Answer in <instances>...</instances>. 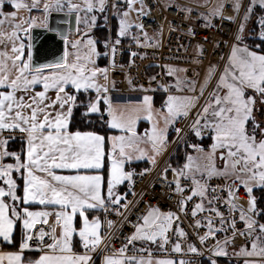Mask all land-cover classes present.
<instances>
[{
	"label": "snow or ice",
	"instance_id": "1",
	"mask_svg": "<svg viewBox=\"0 0 264 264\" xmlns=\"http://www.w3.org/2000/svg\"><path fill=\"white\" fill-rule=\"evenodd\" d=\"M155 5L0 0V264H264V0Z\"/></svg>",
	"mask_w": 264,
	"mask_h": 264
},
{
	"label": "built area",
	"instance_id": "2",
	"mask_svg": "<svg viewBox=\"0 0 264 264\" xmlns=\"http://www.w3.org/2000/svg\"><path fill=\"white\" fill-rule=\"evenodd\" d=\"M214 0H212L213 2ZM150 4H154L155 5V0H149ZM163 3V0H162ZM186 3H192V2H186ZM203 9H201L202 11ZM195 15V14H194ZM167 16V18L169 20L175 21V22H179L180 20V16L174 11V10H170V11H163L160 5H155L153 7V12L152 15L150 17H148L145 20L147 29L149 31V34L151 35L152 32L158 27V25L163 22V18ZM194 23H197V39L202 40L205 36H207L209 38V41H211L214 37H217L220 35V33L216 32L215 29H209V30H205L201 24L197 21H193ZM177 35L178 34H173L171 37V42L169 44L170 47L174 48L175 44H176V40H177ZM225 39H227V37H224ZM165 42L166 44H168V38H167V33H165ZM209 47V49L211 48V43H209L207 45ZM149 51V56L148 59H145L143 61H137L138 65H139V73H140V78L142 80H144L146 82L147 80V75L150 74H154L158 71H160V69L158 68H149L148 65L149 64H153V63H164V56H166L168 54V48L165 47L164 49H161L159 52H157L155 55H153L152 50H148ZM137 70L133 69V75H136ZM117 79H122V77L118 74L117 75ZM121 87H123V85H121ZM159 94H156V96H158ZM143 166V165H141ZM157 199L160 201L161 205L166 207V203L165 201L161 198V197H157ZM157 201L154 200L153 203H156ZM221 261H225L223 258L221 259Z\"/></svg>",
	"mask_w": 264,
	"mask_h": 264
},
{
	"label": "crops",
	"instance_id": "3",
	"mask_svg": "<svg viewBox=\"0 0 264 264\" xmlns=\"http://www.w3.org/2000/svg\"><path fill=\"white\" fill-rule=\"evenodd\" d=\"M182 2H192V3H203L204 0H182ZM6 11H11V8L6 7ZM203 11V10H202ZM26 14V13H23ZM37 13H33V15H36Z\"/></svg>",
	"mask_w": 264,
	"mask_h": 264
},
{
	"label": "rangeland",
	"instance_id": "4",
	"mask_svg": "<svg viewBox=\"0 0 264 264\" xmlns=\"http://www.w3.org/2000/svg\"><path fill=\"white\" fill-rule=\"evenodd\" d=\"M213 3H215V0L213 1ZM98 34H100V33H98ZM159 99H160V95L156 96L157 103H159Z\"/></svg>",
	"mask_w": 264,
	"mask_h": 264
},
{
	"label": "trees",
	"instance_id": "5",
	"mask_svg": "<svg viewBox=\"0 0 264 264\" xmlns=\"http://www.w3.org/2000/svg\"><path fill=\"white\" fill-rule=\"evenodd\" d=\"M257 195H260V193L257 192ZM220 264H227V262L226 261H220Z\"/></svg>",
	"mask_w": 264,
	"mask_h": 264
},
{
	"label": "water",
	"instance_id": "6",
	"mask_svg": "<svg viewBox=\"0 0 264 264\" xmlns=\"http://www.w3.org/2000/svg\"><path fill=\"white\" fill-rule=\"evenodd\" d=\"M54 15H62V14H54Z\"/></svg>",
	"mask_w": 264,
	"mask_h": 264
}]
</instances>
